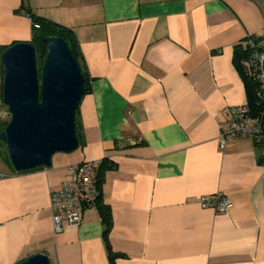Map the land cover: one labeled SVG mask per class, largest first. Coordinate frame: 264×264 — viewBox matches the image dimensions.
I'll return each mask as SVG.
<instances>
[{"label":"crops","instance_id":"1","mask_svg":"<svg viewBox=\"0 0 264 264\" xmlns=\"http://www.w3.org/2000/svg\"><path fill=\"white\" fill-rule=\"evenodd\" d=\"M28 11L73 30L90 90L76 150L24 172L0 151V264H264V149L218 141L249 101L237 54L264 29V0H0V55L30 41ZM85 160L102 161L109 228L95 203L55 233L50 193ZM217 192L224 213L199 204Z\"/></svg>","mask_w":264,"mask_h":264},{"label":"water","instance_id":"2","mask_svg":"<svg viewBox=\"0 0 264 264\" xmlns=\"http://www.w3.org/2000/svg\"><path fill=\"white\" fill-rule=\"evenodd\" d=\"M43 42L40 67L30 41L11 43L0 55L2 102L10 113L0 140L17 172L49 167L54 154L79 146L75 118L85 93L83 72L63 38ZM18 264L52 263L47 254L35 253Z\"/></svg>","mask_w":264,"mask_h":264},{"label":"built area","instance_id":"3","mask_svg":"<svg viewBox=\"0 0 264 264\" xmlns=\"http://www.w3.org/2000/svg\"><path fill=\"white\" fill-rule=\"evenodd\" d=\"M34 27H38L34 24ZM239 66L253 85L249 101L228 108V117L219 124L218 141L222 147L232 138L245 137L264 149V34L244 38ZM7 115L10 113L7 109ZM101 160H85L71 167L70 176L49 196V207L55 233L79 226L83 211L94 205L101 196L98 169ZM203 208L224 213L230 200L217 192L199 197Z\"/></svg>","mask_w":264,"mask_h":264},{"label":"trees","instance_id":"4","mask_svg":"<svg viewBox=\"0 0 264 264\" xmlns=\"http://www.w3.org/2000/svg\"><path fill=\"white\" fill-rule=\"evenodd\" d=\"M28 12L30 13V19L32 21V34H31L30 42L34 45L35 50H36V58H37L38 67L41 66V64L43 62V60H41V59L44 56V54H46V51H47V46H46V43L43 42V38L49 37V36L61 37L68 43L73 56L77 60L79 66L83 72L84 79H85V92H88L90 90V81H89V79H88V77H87V75L83 69V64H82L81 59L79 57V49H78L77 40H76V37H75L73 30L71 28H68V27L60 24V23L49 20V19L42 17V16H39V15H36L35 13H32L30 11H28ZM34 24H37L38 27L37 28L34 27ZM6 47L7 46L2 48L1 52H3ZM240 57H241V53H238L237 54V65H238L239 69L242 70L239 66ZM242 75H243V77H244V79L248 85L249 100H250L252 97L253 85L247 79V77L244 75L243 72H242ZM6 124L7 123L5 122L2 125L3 129H4ZM75 126H76V133H77V137L79 140V144H81L82 142H81L80 137H79L78 132H77L76 119H75ZM2 128H0V131L3 130ZM4 158L9 163L7 153L4 154ZM96 204L100 207V214L102 216L103 222H104L105 227H106L105 231H107L109 228V225H110L109 209L106 205L101 204V196L96 201ZM109 260H110L111 264H115V256L112 255L111 253L109 254Z\"/></svg>","mask_w":264,"mask_h":264},{"label":"rangeland","instance_id":"5","mask_svg":"<svg viewBox=\"0 0 264 264\" xmlns=\"http://www.w3.org/2000/svg\"><path fill=\"white\" fill-rule=\"evenodd\" d=\"M260 34H264V29H262V31H261V33ZM45 55L46 54H44V56L42 57V59L41 60H43L44 59V57H45ZM1 91H2V88L0 89V128H2L3 126V124L6 122H8L9 120H10V116L9 115H7V107H6V105H4L3 104V102H2V94H1ZM3 129V128H2ZM0 147H1V151L4 153V151H5V153H6V149H5V145H4V143L0 140ZM59 153H62V152H58L57 154H59ZM69 153V152H68Z\"/></svg>","mask_w":264,"mask_h":264}]
</instances>
